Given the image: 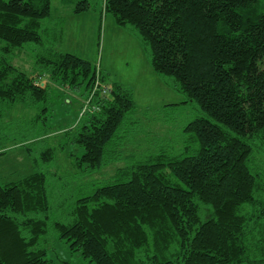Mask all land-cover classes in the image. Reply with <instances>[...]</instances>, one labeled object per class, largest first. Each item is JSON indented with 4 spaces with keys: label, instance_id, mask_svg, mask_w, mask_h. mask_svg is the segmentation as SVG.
Wrapping results in <instances>:
<instances>
[{
    "label": "trees",
    "instance_id": "1",
    "mask_svg": "<svg viewBox=\"0 0 264 264\" xmlns=\"http://www.w3.org/2000/svg\"><path fill=\"white\" fill-rule=\"evenodd\" d=\"M89 8L80 0L75 11ZM51 9V0H0V119L17 104L40 108L34 123L43 132L19 140L31 152L53 133L57 86L84 85L79 121L64 132L83 150L71 154L74 164L100 169L119 156L134 91L56 48L43 26ZM104 9L132 26L154 70L198 103L202 114L185 127L192 145L118 167L62 221L52 220L44 167L55 149L44 144L33 157L43 166L0 182V264H54L43 246L50 226L91 264H264V0H104ZM24 51L34 52L28 69L15 62Z\"/></svg>",
    "mask_w": 264,
    "mask_h": 264
},
{
    "label": "rangeland",
    "instance_id": "2",
    "mask_svg": "<svg viewBox=\"0 0 264 264\" xmlns=\"http://www.w3.org/2000/svg\"><path fill=\"white\" fill-rule=\"evenodd\" d=\"M79 1L51 0V16L43 20V26L51 32V42L59 50L75 53L99 66L106 82L121 81L131 87L136 107L121 129L116 146L119 156L96 170L74 164L71 154L81 155L83 150L69 142L64 132L68 129L73 132L79 121L87 96L84 85L73 89L57 86L60 95L49 113L53 133L48 134L47 142L32 143L31 152L19 140L37 137L43 132L34 123L40 108L17 104L0 119V149L6 151L0 154L1 183L19 180L37 171L43 164L35 165L36 150L45 145L54 147V161L44 166L50 176L52 220L66 221L76 199L83 192L90 193L110 181L118 167L150 154L183 152L187 144L192 145L187 141L185 127L202 114L196 101L166 82L167 79L174 81L170 76L154 70L148 43L132 26L118 25L113 14L105 11L104 0H89L88 10L76 12ZM29 46L33 49V45ZM33 56V51H24L16 55L15 62L28 69ZM43 246L48 248V257L54 264H91L79 251H72L52 226Z\"/></svg>",
    "mask_w": 264,
    "mask_h": 264
},
{
    "label": "built area",
    "instance_id": "3",
    "mask_svg": "<svg viewBox=\"0 0 264 264\" xmlns=\"http://www.w3.org/2000/svg\"><path fill=\"white\" fill-rule=\"evenodd\" d=\"M43 84H44V82H43ZM98 85L99 84H97L96 85V87H95V89H94V91H96L97 90V88H98ZM111 85H103L102 86V88H101V86L99 87V89L102 91V93H105V94H107L108 92H110L109 90H111ZM94 91H93V93H94ZM93 95V94H92ZM88 103V102H87ZM85 108H86V106H85Z\"/></svg>",
    "mask_w": 264,
    "mask_h": 264
}]
</instances>
